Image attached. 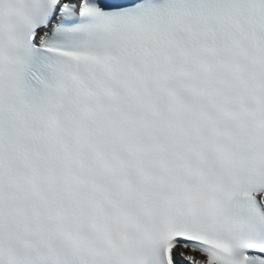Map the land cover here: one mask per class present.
Masks as SVG:
<instances>
[{
  "label": "snow or ice",
  "instance_id": "1",
  "mask_svg": "<svg viewBox=\"0 0 264 264\" xmlns=\"http://www.w3.org/2000/svg\"><path fill=\"white\" fill-rule=\"evenodd\" d=\"M0 264H264V0H0Z\"/></svg>",
  "mask_w": 264,
  "mask_h": 264
}]
</instances>
